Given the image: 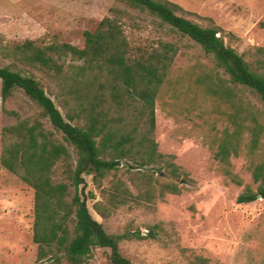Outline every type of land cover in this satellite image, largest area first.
<instances>
[{
	"label": "rangeland",
	"instance_id": "374dc122",
	"mask_svg": "<svg viewBox=\"0 0 264 264\" xmlns=\"http://www.w3.org/2000/svg\"><path fill=\"white\" fill-rule=\"evenodd\" d=\"M168 1L180 6L184 17L220 28L226 44L256 68L257 49H264V0ZM116 7L124 6L116 0H0V66H10L15 61L12 50L27 40L41 46L60 43L83 49L85 32H95ZM125 30L134 47H149L160 40L178 47L155 100V141L158 152L172 156L187 177L175 178L162 164L145 169L161 168L155 176L177 184L181 193L167 194L153 204L133 202L103 218L95 206L101 204L106 213V190L114 180L137 192L132 174L138 170L129 171V167L138 166L122 160L120 169L101 182L85 177V194L94 196L88 200L92 216L110 235L139 232L146 236L150 228L164 224L165 233L157 241L121 243V253L133 264H192L196 258L207 264H264V199L237 203L239 195L257 192L260 185L253 174L259 165L264 166V104L255 94L236 90L225 72L188 37L161 30L144 16L136 23L128 22ZM19 68L35 75L65 115L48 76ZM209 88L220 94L234 90L235 97L216 96ZM12 111L27 117L40 110L19 90L3 101L0 81V157L2 129L16 122L8 115ZM250 114L263 129L256 147ZM239 126L237 154L229 164L218 161L215 155L221 142ZM33 223V190L0 164V264H36ZM109 255L108 249H94L89 263L110 264Z\"/></svg>",
	"mask_w": 264,
	"mask_h": 264
},
{
	"label": "trees",
	"instance_id": "16d2710c",
	"mask_svg": "<svg viewBox=\"0 0 264 264\" xmlns=\"http://www.w3.org/2000/svg\"><path fill=\"white\" fill-rule=\"evenodd\" d=\"M123 8H112L95 32H85V46L70 44L38 45L27 40L12 50L15 61L0 66L1 99L6 101L16 90L24 93L39 108V113L22 117L8 112L16 122L2 129L0 164L34 190L33 242L37 245L36 264H90L94 249H108L110 264H133L120 250L124 241L160 239L164 224L149 229L146 236L126 232L110 235L91 214L85 194L86 176L101 182L110 172L118 171L122 160L129 167L133 193L121 180L106 190V213L101 204L96 212L108 218L118 209L136 202L153 204L167 194L178 195L175 183L161 182V171L145 170L160 165L175 178L187 177L172 156L158 152L155 141V100L179 52L172 42L160 40L147 46H132L126 35L128 22L148 17L163 30L188 37L210 56L215 66L229 77L238 91H249L264 104V49H257L256 68L225 42L217 26H202L186 17L182 8L168 0H116ZM19 65L36 69L48 76L54 95L65 115L46 92L41 82ZM214 95L235 97L234 90L223 93L209 88ZM134 106L138 110L133 112ZM252 145L262 134L255 115L250 114ZM143 126V127H142ZM240 126L227 134L215 155L229 164L238 151ZM260 183L257 192L239 195L238 204L264 199V166L253 174ZM105 194V192H103ZM192 264H207L196 258Z\"/></svg>",
	"mask_w": 264,
	"mask_h": 264
},
{
	"label": "crops",
	"instance_id": "0c3cea01",
	"mask_svg": "<svg viewBox=\"0 0 264 264\" xmlns=\"http://www.w3.org/2000/svg\"><path fill=\"white\" fill-rule=\"evenodd\" d=\"M33 190V189H32ZM33 199H34V190H33Z\"/></svg>",
	"mask_w": 264,
	"mask_h": 264
},
{
	"label": "water",
	"instance_id": "95a60500",
	"mask_svg": "<svg viewBox=\"0 0 264 264\" xmlns=\"http://www.w3.org/2000/svg\"><path fill=\"white\" fill-rule=\"evenodd\" d=\"M260 197H258V199H259Z\"/></svg>",
	"mask_w": 264,
	"mask_h": 264
}]
</instances>
